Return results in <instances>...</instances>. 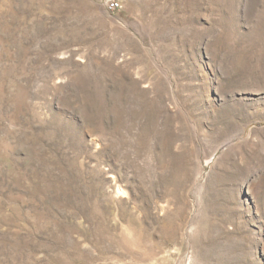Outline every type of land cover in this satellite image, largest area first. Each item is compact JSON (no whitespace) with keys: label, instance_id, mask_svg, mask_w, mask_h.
Returning <instances> with one entry per match:
<instances>
[{"label":"rangeland","instance_id":"rangeland-1","mask_svg":"<svg viewBox=\"0 0 264 264\" xmlns=\"http://www.w3.org/2000/svg\"><path fill=\"white\" fill-rule=\"evenodd\" d=\"M0 0V264H264V0Z\"/></svg>","mask_w":264,"mask_h":264},{"label":"built area","instance_id":"built-area-1","mask_svg":"<svg viewBox=\"0 0 264 264\" xmlns=\"http://www.w3.org/2000/svg\"><path fill=\"white\" fill-rule=\"evenodd\" d=\"M107 5H108V10L111 13H117L122 9V5L119 0H108Z\"/></svg>","mask_w":264,"mask_h":264}]
</instances>
